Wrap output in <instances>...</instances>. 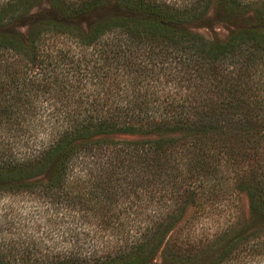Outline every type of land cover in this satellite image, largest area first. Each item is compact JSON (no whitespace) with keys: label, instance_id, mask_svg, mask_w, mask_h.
<instances>
[{"label":"trees","instance_id":"obj_1","mask_svg":"<svg viewBox=\"0 0 264 264\" xmlns=\"http://www.w3.org/2000/svg\"><path fill=\"white\" fill-rule=\"evenodd\" d=\"M210 9L240 23L191 30ZM4 193L74 224L42 249L3 245L0 264H152L162 248L163 264H222L264 245V0H0Z\"/></svg>","mask_w":264,"mask_h":264},{"label":"rangeland","instance_id":"obj_2","mask_svg":"<svg viewBox=\"0 0 264 264\" xmlns=\"http://www.w3.org/2000/svg\"><path fill=\"white\" fill-rule=\"evenodd\" d=\"M44 6V5H43ZM42 6V7H43ZM252 6V5H250ZM238 18L226 17L215 10L210 9L205 17L193 24L190 29L196 31L207 38L223 39L228 30L234 25L239 24ZM240 207V214L245 212L246 201L243 196L237 199ZM61 212L56 213L55 209L46 198L24 194H0V247L13 245H22L29 240H33L36 245L42 249L44 245L59 243L62 237V231H68L74 222L70 221L68 215L64 213L63 220L60 219ZM228 216L226 213L220 216H214L199 222L190 231V234L202 233L211 236L227 223ZM83 231L90 232L93 228L88 225H81ZM186 227L181 224L173 229L169 234L170 238H177L186 233ZM83 237V233L79 236ZM170 240L167 241L169 244ZM253 250L246 251L238 247L230 257L222 264H264V245L262 242L255 241ZM165 245V242L162 246ZM159 252L152 259V264H163Z\"/></svg>","mask_w":264,"mask_h":264}]
</instances>
